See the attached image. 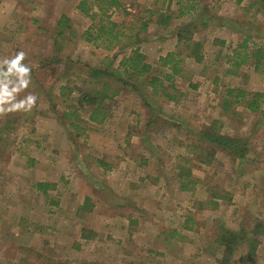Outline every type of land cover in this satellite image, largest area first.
Instances as JSON below:
<instances>
[{"label": "rangeland", "instance_id": "rangeland-1", "mask_svg": "<svg viewBox=\"0 0 264 264\" xmlns=\"http://www.w3.org/2000/svg\"><path fill=\"white\" fill-rule=\"evenodd\" d=\"M79 1L0 0V61L23 51L22 63L33 71L28 88L13 102L29 94L37 97L29 110L9 111L10 105H0L4 109L0 111V264H221L223 254L216 240L220 226L243 229L249 235L256 223L262 226L252 260L264 264V105L262 113L235 106L233 117L222 115L219 108L225 88L264 94V62L255 71L248 59L229 73L233 60L227 61L225 54L233 53L245 33L212 23L198 27L192 39L202 42V60L181 55V73L169 89L175 100L152 98L155 110L165 117L151 116L154 122L148 129L147 116L156 112L131 89L114 98L104 122L91 123L88 110L79 108L77 99L86 82L73 75L61 77L74 71L71 63L65 59L52 77L51 71L37 66L53 51L50 36L62 14L70 18L75 32L65 36V57L96 66L112 56L114 66L128 54L130 47H123L126 38L112 50L80 38L91 21L76 9ZM168 1L176 14V2L181 0H157L154 5V0H121L122 7L111 19L125 33L130 27L135 33L137 19L147 16L146 10L165 9ZM182 1L185 7L196 4L195 9L174 17L167 28L151 23L139 35L140 49L155 73L169 72L160 66V58L178 50L176 29L196 19L201 10L230 18L249 31L250 49L253 44L264 46V15L255 13L256 7L248 9L251 0ZM64 84L73 89L61 101ZM46 87L53 104L47 101ZM140 89L150 93L144 82ZM68 106L77 108L83 121L73 120L84 129L68 127L69 120L62 115ZM213 119L220 120L223 133L247 138L248 159L233 161L218 151L211 162L200 164L184 147L195 142L196 131ZM180 156L189 161L182 162ZM179 168H186L184 173L190 170L196 182L192 190H178ZM37 182L55 186L44 195L34 188ZM215 193L226 194L230 201L217 200L218 205L212 206L210 195ZM86 195L90 211L76 212ZM56 200L58 206L50 205ZM187 217L193 218L191 230L183 226ZM82 233L91 239H82ZM247 248L245 241L239 244L227 264H248Z\"/></svg>", "mask_w": 264, "mask_h": 264}, {"label": "trees", "instance_id": "trees-1", "mask_svg": "<svg viewBox=\"0 0 264 264\" xmlns=\"http://www.w3.org/2000/svg\"><path fill=\"white\" fill-rule=\"evenodd\" d=\"M157 0H154L153 5L156 4ZM166 0H163L164 3ZM243 0H236L237 4H241ZM172 1H168L166 4V8L160 9H148L147 16H142L138 18L139 27L137 32H133L132 27L129 28V32L125 33L122 29H120V25L111 19L113 12L116 9L122 7L121 0H80L76 6V9L79 10L83 15L90 19L89 26L80 34V38L86 42H90L91 44L100 45L105 49L112 50L117 47L118 44L122 42L124 38H126V42H124L123 47H130L128 54L123 55L116 65L113 66V60H110L111 57H104L99 64L96 66H91L80 63V60H71L70 57L63 55V42L68 38L66 35H73L74 29L71 25V20L65 14L60 15L59 19L55 22V27L53 29L52 35L50 36L51 42L53 44V51L48 56L40 58L38 60L37 66L40 69H45L51 71L49 75L52 77L56 69L62 65V62L67 59L71 64L70 67L74 71L66 74H62V78H66L67 76L73 75L75 78L82 82H86L87 87L84 90H78V105L79 108H83L87 111V120L91 123H102L109 116L110 103L114 100V98L121 94L122 90H134L138 93L141 100L144 102L146 107H149L150 111L156 109V102L152 99L155 96L164 97L168 100L174 101L175 98L172 94H170V87L173 84L174 76L181 73V62L183 59L181 55L183 54L186 58H192L195 62H200L202 60V42L198 40H193V33L198 29V27H205L208 24L212 23L215 26L231 28L233 30L239 31L242 34L245 33L244 38L240 40L237 45V48L234 49L232 54H225L226 60L233 62L231 63V68L233 70H229V73H235L234 68H238L242 65H245L248 59H252V65L255 71H257L262 63L264 62V46L253 44V48L248 47V42L251 39V35L248 34L249 31L242 30L241 27L235 26V23H232L233 20L230 18H226L224 16H220L214 13H208L204 10L199 11L197 14V18H191L189 22L181 24L176 29V48H178L175 52H168L165 56L160 58V66L168 67L169 72L163 73H155L153 70L152 64L146 61L145 55L140 49V43H142L143 39L139 38L141 32H146L148 30L149 24L153 23L155 26L167 28L172 23L174 17H182L186 14L191 13L196 7V4H190L188 6H184V2L178 1L176 2L177 9L176 14H173L174 11L170 9ZM248 9L252 7L255 8V13H261L264 15V0H251L248 3ZM153 15H156L154 18ZM241 29V30H240ZM68 33V34H67ZM181 44V46H180ZM220 45H224V41H220ZM251 51H247V50ZM115 58V54L113 55ZM105 59L107 61L105 62ZM110 60V63H108ZM79 63L83 68L77 69L73 64ZM76 65V64H75ZM77 69V70H76ZM31 70V68H30ZM76 70V71H75ZM33 71H30V76L33 77ZM52 75V76H51ZM82 76V77H81ZM49 77V79H51ZM67 79V78H66ZM145 83L146 87L149 89V94H143L140 86L142 83ZM167 82L168 84H164ZM52 84V81H51ZM39 86L42 90L44 86L40 84ZM43 86V87H42ZM46 86V85H45ZM62 91L66 90V92H62L59 95L60 100H67L70 97V93L73 88L71 86L64 84L60 87ZM46 92L48 95L47 101L48 103L53 104V98L50 95V88L46 87ZM58 99V96H57ZM262 105H264V94L260 92H249L247 90L241 88H225L220 97L219 108L222 115H229L233 117L236 112L233 107L242 106L246 108L251 113H262ZM69 110L63 112V117H65L68 122V127L71 129L79 130L84 129L83 127L78 125V120L83 121L79 114L76 113V109H72V106H68ZM158 108V106H157ZM156 114H149L147 116V120L144 124V127L148 129L151 126V123L154 122L151 119V116H161L165 117L164 114L160 110H155ZM78 120H73V119ZM151 120H150V119ZM8 119H4V132L9 129L7 127ZM174 124H178L177 121L173 120ZM197 142H192L189 144H185L184 147L187 150H190L191 153L195 154L200 164H208L212 161L216 152L221 151L228 155V157L233 161H244L248 159L249 156V148L247 138L242 135H230L225 134L221 131L220 120L213 119L208 125L201 127L198 131H196ZM182 162H188V158L186 156H180ZM100 164L105 165L99 161ZM183 169L179 168V176L182 178L180 180H175L178 185V190L180 191H188L192 190V185L196 182L191 179L190 170L187 168V172L184 173ZM169 181V180H165ZM54 184H49L47 182H37L34 184V188L46 195L49 189L53 188ZM210 204L212 206L218 205V201H230V198L224 193H215L211 194ZM90 197L84 196L81 203L77 206L76 212H86L90 211ZM59 201H51L50 205L58 206ZM128 219H130L128 217ZM193 218L187 217L184 221V228L191 230L192 228V220ZM188 222H191L190 226ZM260 223H256L254 226V231L248 235L243 229L240 231H232L228 228H223L220 226L217 233V247L221 250L223 256L222 259H219L221 264H227L232 257V254L237 249L238 245L241 243L247 244L248 248L245 254V259L248 264H253L252 258L255 255V248L259 242V232L261 228ZM164 232H160L159 235ZM175 233V232H174ZM173 234L168 235V237H172ZM80 237L84 240L91 239V235L82 233ZM75 243V242H74ZM79 246L78 243H75V247ZM153 253V251H150ZM155 253V252H154ZM161 255V254H160ZM242 256L239 257V260Z\"/></svg>", "mask_w": 264, "mask_h": 264}, {"label": "clouds", "instance_id": "clouds-1", "mask_svg": "<svg viewBox=\"0 0 264 264\" xmlns=\"http://www.w3.org/2000/svg\"><path fill=\"white\" fill-rule=\"evenodd\" d=\"M25 53L20 51L11 59L0 61V105H10L9 111L29 110L36 102L35 95H27L19 102H13L21 91L30 84V68L22 63ZM4 109L0 107V111Z\"/></svg>", "mask_w": 264, "mask_h": 264}]
</instances>
